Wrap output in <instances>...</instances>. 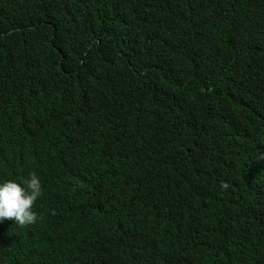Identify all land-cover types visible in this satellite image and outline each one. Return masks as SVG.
<instances>
[{"label":"trees","instance_id":"1","mask_svg":"<svg viewBox=\"0 0 264 264\" xmlns=\"http://www.w3.org/2000/svg\"><path fill=\"white\" fill-rule=\"evenodd\" d=\"M31 173L0 264H264V0H0V181Z\"/></svg>","mask_w":264,"mask_h":264},{"label":"clouds","instance_id":"2","mask_svg":"<svg viewBox=\"0 0 264 264\" xmlns=\"http://www.w3.org/2000/svg\"><path fill=\"white\" fill-rule=\"evenodd\" d=\"M42 185L35 173L20 177L19 180L0 181V222L8 218L14 219L18 226L27 225L28 230L38 228L41 225L37 223L40 215L41 218L45 215L44 205L40 202ZM45 250L48 255H53L54 261L64 253L56 245L54 237Z\"/></svg>","mask_w":264,"mask_h":264},{"label":"bare ground","instance_id":"3","mask_svg":"<svg viewBox=\"0 0 264 264\" xmlns=\"http://www.w3.org/2000/svg\"><path fill=\"white\" fill-rule=\"evenodd\" d=\"M33 237V235H31ZM34 239V238H33Z\"/></svg>","mask_w":264,"mask_h":264}]
</instances>
